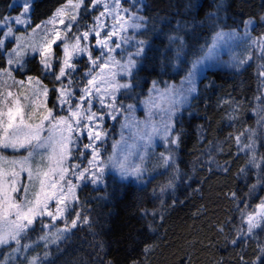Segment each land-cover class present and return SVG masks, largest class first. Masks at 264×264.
I'll use <instances>...</instances> for the list:
<instances>
[{"label": "snow or ice", "instance_id": "6c2138e0", "mask_svg": "<svg viewBox=\"0 0 264 264\" xmlns=\"http://www.w3.org/2000/svg\"><path fill=\"white\" fill-rule=\"evenodd\" d=\"M9 7L18 9V14L0 17V60L4 61L0 66V249L3 250L0 251V264H23L24 261L44 264L53 255L65 252L62 245L72 240L74 229L82 226H88L89 231L92 229L90 216L79 207L77 189L81 184L76 181L102 183L106 169L116 172L122 179L133 177L142 181L148 150L158 139L164 149L159 153L158 167L164 169L162 174L170 172L160 192L175 188L180 178L176 149L180 146L181 133L174 118L196 91L200 66L218 58L217 48L221 41L239 37L235 32H216L203 55L191 62L179 87L167 85L160 92L154 81L150 93L155 92L164 99L165 106L156 102L157 97H150L145 102L146 120L137 121L132 115L134 105L128 104L129 115L121 124L120 140L113 141L112 152L105 159L102 152L108 139L105 119L116 120L124 110V105L117 103V94L127 90L123 94L128 95L134 88V70L139 58L146 55L148 41L137 38L147 28L143 0H64L48 19L34 27L31 14L36 0H14ZM184 7L189 13L195 10L198 14L204 3L203 0H188ZM222 7L221 3L215 4L216 11H210L208 19L218 17ZM88 15L92 16V23H87ZM251 24V20L244 21L245 37L249 36ZM15 26H23V33L18 34ZM187 27V23L177 20L175 28L167 35L168 47L174 50L172 59L176 63L184 54L185 40L181 32ZM249 39L254 54L250 50L246 58H233L231 66L240 71L249 62L255 63L256 87L250 99L254 124L235 135L237 152L243 153L246 160L238 176L246 181L251 196L258 188H264V151L260 150L264 148V34ZM53 45L62 49L61 56L56 55ZM97 48L100 51L94 55ZM36 55L41 76L17 79L13 73H23ZM84 56H87L88 67L82 75H74ZM44 77L58 82L55 90L59 114L55 113L56 105L48 106L49 88L42 83ZM79 81H84L83 86ZM103 108L109 111H100ZM234 118L229 114L230 120ZM125 129L129 130L128 137L124 135ZM85 132L88 143L83 144L85 151H81L80 156L87 159V166L70 164ZM21 149L26 150V154L9 156L4 152L17 153ZM88 152L90 158L86 155ZM209 156L207 163L211 165L215 161L210 153ZM23 174L27 176L26 182L22 180ZM249 176H254L255 181L247 183ZM232 195L236 197V193ZM258 199L255 207L246 200L238 202L240 224L246 227H237L235 238L229 239L232 245L247 244L249 238H257V229L264 232V197ZM43 217H48V221ZM37 222L41 233L31 241L30 233L35 231ZM149 230H152L151 225ZM38 243L43 244V254L28 257L26 253ZM52 246H55L54 252ZM95 247L99 256L104 245L100 242ZM143 251L148 254L150 246L146 245ZM243 264L248 261L243 260ZM251 264H264V243L259 244Z\"/></svg>", "mask_w": 264, "mask_h": 264}, {"label": "trees", "instance_id": "16d2710c", "mask_svg": "<svg viewBox=\"0 0 264 264\" xmlns=\"http://www.w3.org/2000/svg\"><path fill=\"white\" fill-rule=\"evenodd\" d=\"M13 2L0 0V17L17 12L9 7ZM187 2L143 0V15L148 19L141 36L148 46L134 71L135 86L131 90L139 100L154 81L156 85L177 84L216 32L238 34L245 29L244 21L251 20L254 33L264 34V0H203L204 8L198 14L185 10ZM63 3L64 0H36L32 23L48 19ZM217 3L223 7L218 17L210 20L208 13L216 11ZM177 20L188 24L181 32L185 50L178 63L172 59L174 50L168 47L167 40ZM3 63L0 60V66ZM33 63L31 74L39 77L38 59H33ZM254 72V62L240 71L220 67L205 71L195 95L175 122L181 142L176 149L180 178L173 196L158 205L152 193L154 183L149 185L150 190L142 189L108 176L102 189L79 193V207L90 216L91 231L88 226L74 229L72 240L62 245L65 252L53 255L44 264H243V260L251 264L259 244L264 243V232L257 229V238H249L247 244L239 246L229 243V239L235 238L238 226L245 227L240 224L238 202L246 200L255 207L258 198L264 197V188L248 195L246 181L238 176L246 160L243 153L237 152L235 142L236 134L254 124L250 111L256 87ZM42 81L52 87L47 78ZM52 91L54 95L55 90ZM120 99L136 104L129 95L122 94ZM229 114L235 118L230 120ZM209 153L215 161L211 165L207 163ZM254 181L255 177L249 176L247 183ZM239 206L242 208L243 204ZM30 240L36 239L30 236ZM100 242L104 249L98 256L95 245ZM146 245L150 246L148 254L143 251ZM42 247V243L36 246L42 250L40 255ZM36 254L34 250L29 256Z\"/></svg>", "mask_w": 264, "mask_h": 264}, {"label": "rangeland", "instance_id": "374dc122", "mask_svg": "<svg viewBox=\"0 0 264 264\" xmlns=\"http://www.w3.org/2000/svg\"><path fill=\"white\" fill-rule=\"evenodd\" d=\"M17 14H18V9H17V12L15 14H10L8 16L9 17H14ZM86 21H87V23H92L93 22L92 21V16L88 15L86 17ZM31 26L34 27L35 25L32 23ZM15 27H17L19 29L18 34H22L23 33V30H24L23 26H15ZM253 27H254L253 25L249 26V28H248L249 36L248 37H245V35H244L245 29H244V30L240 31L238 34L236 33V35L239 37V39H234V40L225 39L224 41H221L219 43V46L217 48V56H218V58L212 59V60H208L203 65L200 66V71L198 72V74L196 76V84H195L196 91H197L198 83L202 79V77L205 74L206 70H208L210 68H214V67H220L222 69H229V70H236V68L231 66L233 64V58H236V59L246 58L247 55L249 54L250 50L254 52V50H252V48H251V42H250L249 37L255 38V37H259L262 34H257L256 32L254 33V30H253L254 28ZM141 33L138 34V36H137L138 39H143L142 36H141ZM91 39H92V41L94 43L95 42V38L92 37ZM212 41H213V39L210 41L209 44H211ZM59 43L60 42L58 41L57 44H59ZM8 47L11 48L12 44H8ZM53 48H54V51H55L57 56H61L62 55V49L61 48L57 47L56 45H53ZM57 48H59V49H57ZM206 50H207V48L203 49L197 58L202 56L203 53ZM99 51H100L99 48L95 49L94 55L98 54ZM34 59H38V62H39V56L38 55H36ZM141 59L142 58H139V63H138V66H137L136 69H138V67L140 65V62H141ZM34 67H35V65H34L33 59H32L31 62L26 66L25 71L23 73L14 72L13 75L17 79H25L26 80L27 76H29V75L32 76V74H34V71H33ZM86 67H88V65H87V56H84L81 59V61L78 63L77 73H74V75H82V73H83V71L85 70ZM190 67H191V64H190ZM186 75H187V73H186ZM186 75L177 84L164 83L162 85L161 84L157 85V87L160 90V92H163L167 85H175V86L179 87L180 84H181V81L186 77ZM45 78H47V77H45ZM122 79L127 80L128 78L127 77H123ZM47 80H50L52 82V83H50V82L48 83L49 85L52 86L51 88L48 87V85L46 83H44L43 81H42V83L49 88V94H48V97H47L48 106L52 107L53 105H56L55 113L59 114L61 110H60V106L57 104V95H58V93L55 90L56 87L58 86V82H56L54 80V78H52V79L47 78ZM79 83L81 84V86H83L84 81H79ZM150 89H152V87ZM150 89L145 94V96L143 98H141V100H139L138 95H135V94L131 93V91L128 93V95L131 96V97H134V99H135L134 101H136V104H133L134 107H135V111L132 113V115L135 117V119L137 121L146 120V104H145V102L149 101L150 97H157L156 102L158 104H160L161 107L165 106L164 99L160 98L158 96V94L155 93V92L150 93ZM52 90H55L54 95H53V91ZM75 91L78 92V89H75ZM125 91H127V90H121V93L117 94V97H116L117 103L124 105V110H122L117 115L116 120H112L111 118H108V117H106V119H105V126H106V128L108 130V139H107V142L104 144V146L102 148V152H103V155H104L105 159L112 152V143H113V141L114 140H120L121 124L124 123L125 117L127 115H129V113L127 112L126 109H127V105L131 104V103H129V102L127 103V99H124V100L120 99L121 95ZM196 91L189 97V99L193 95H195ZM77 100H78V97H77ZM187 104H188V102H187ZM187 104H186V106H187ZM96 107L97 108L100 107L98 103L96 104ZM185 107H183L181 109V111L176 114V117L174 118V122H176L177 117H179L182 114V111L184 110ZM100 111L106 113L107 111H109V109L103 108V109H100ZM64 114H66V113H64ZM155 119H158V117H155ZM133 131H135V129H133ZM124 135L126 137H128L130 135L128 129L124 130ZM80 140H81V142L79 143L78 148L75 149L74 155L70 159L69 163L70 164L71 163H81L82 167H86L87 166V159H84L83 157L80 156V152L81 151H85L84 148H83V144L88 143V138H87V133L86 132L81 136ZM161 151H164V149L162 147V142L157 139V140L154 141V147L150 148L148 150L149 154H148V156H147V158L145 160V165H144L146 171L144 173L142 181L138 182L133 177H128L126 179H122L116 172H114L112 170H109V169H106L105 173H104V176H103V182L102 183L94 185L93 183H91L90 180H87L85 182L76 181L77 183L81 184L80 188L77 189L78 196H79L80 191H82V193H83L84 191H90L92 188H100V189H102L104 187V185H105V179L108 176H112V177H115L117 180L131 183L132 185L136 186L137 188H142V189H144L146 187H149V190H150L151 188H150L149 185L151 183H154V186L152 187V193H153V197L156 200L155 202L158 205H163L164 204V200L167 197L173 196V192H174L175 188L174 189H168L163 194H161V192H160V186L163 185V184H166L168 182V175L170 174V172L167 173V174H162V173H164V169L158 167V165H159V153ZM4 152H5L6 155H9V156H13V155L20 156V155L26 154V150H24V149H21V151L17 152V153H12L11 150H4ZM86 155H88V157L90 158V152L86 153ZM22 180L26 182V180H27L26 174L22 175ZM73 180L75 181L74 177H73ZM176 184H177V182H176ZM175 187H176V185H175ZM43 219L45 221H48V217H43ZM57 224H61V221H57ZM245 227H246V225H245ZM34 228H35V231L31 232L30 236H34L35 239H37V237L41 233V227H40L39 222H37L34 225ZM36 246H37V244H35L33 246V248L30 249L28 253H26V255L28 257H30L29 253L33 252L34 250L37 253L42 252V250L40 248H36ZM54 247L55 246H52L51 250H55ZM44 250L45 249L43 248V251ZM0 251H3V250L0 249ZM25 262L26 261H24L23 264Z\"/></svg>", "mask_w": 264, "mask_h": 264}]
</instances>
